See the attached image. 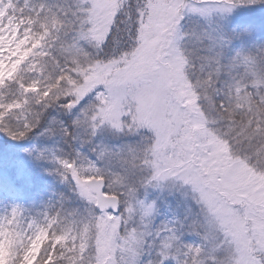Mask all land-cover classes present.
<instances>
[{
	"label": "snow or ice",
	"instance_id": "6c2138e0",
	"mask_svg": "<svg viewBox=\"0 0 264 264\" xmlns=\"http://www.w3.org/2000/svg\"><path fill=\"white\" fill-rule=\"evenodd\" d=\"M0 132V264H264V0H0Z\"/></svg>",
	"mask_w": 264,
	"mask_h": 264
},
{
	"label": "rangeland",
	"instance_id": "374dc122",
	"mask_svg": "<svg viewBox=\"0 0 264 264\" xmlns=\"http://www.w3.org/2000/svg\"><path fill=\"white\" fill-rule=\"evenodd\" d=\"M0 136H4V133L0 132ZM4 139L7 140L8 138L4 136ZM19 143L22 148H31L34 145L50 144L51 141L37 137L35 139H26ZM19 158L27 164V175L18 183L20 191L17 196H6L0 191V211H3L5 204L20 203L31 211L39 212L49 202L53 193L68 191L67 187L58 180L56 173L53 171L55 167L53 159L36 161L34 154L33 158H30L26 153H20Z\"/></svg>",
	"mask_w": 264,
	"mask_h": 264
}]
</instances>
